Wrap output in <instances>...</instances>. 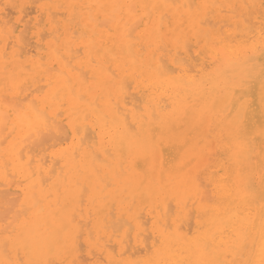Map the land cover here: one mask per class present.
I'll return each instance as SVG.
<instances>
[{"label": "bare ground", "instance_id": "obj_1", "mask_svg": "<svg viewBox=\"0 0 264 264\" xmlns=\"http://www.w3.org/2000/svg\"><path fill=\"white\" fill-rule=\"evenodd\" d=\"M262 176L264 0H0L4 264H260Z\"/></svg>", "mask_w": 264, "mask_h": 264}, {"label": "snow or ice", "instance_id": "obj_2", "mask_svg": "<svg viewBox=\"0 0 264 264\" xmlns=\"http://www.w3.org/2000/svg\"><path fill=\"white\" fill-rule=\"evenodd\" d=\"M12 7H16L15 5H12ZM262 183H264V176L261 177ZM261 261L260 264H264V248L261 249ZM0 264H4V262L0 261ZM8 264H12V262H8ZM24 264H77V261L75 260H56V259H35L30 260L27 262H24ZM86 264H91V262H86ZM167 264H177V262H167ZM198 264H214V262L211 261H201L198 262Z\"/></svg>", "mask_w": 264, "mask_h": 264}, {"label": "rangeland", "instance_id": "obj_3", "mask_svg": "<svg viewBox=\"0 0 264 264\" xmlns=\"http://www.w3.org/2000/svg\"><path fill=\"white\" fill-rule=\"evenodd\" d=\"M33 15V14H32Z\"/></svg>", "mask_w": 264, "mask_h": 264}]
</instances>
